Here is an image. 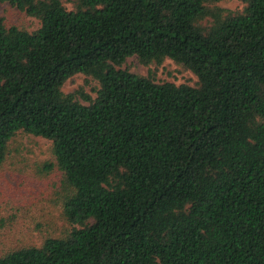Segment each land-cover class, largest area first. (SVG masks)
Masks as SVG:
<instances>
[{"label": "trees", "instance_id": "16d2710c", "mask_svg": "<svg viewBox=\"0 0 264 264\" xmlns=\"http://www.w3.org/2000/svg\"><path fill=\"white\" fill-rule=\"evenodd\" d=\"M0 1L39 21L0 16V166L17 134L49 140L71 225L0 264H264V0ZM78 73L87 104L62 91Z\"/></svg>", "mask_w": 264, "mask_h": 264}, {"label": "rangeland", "instance_id": "374dc122", "mask_svg": "<svg viewBox=\"0 0 264 264\" xmlns=\"http://www.w3.org/2000/svg\"><path fill=\"white\" fill-rule=\"evenodd\" d=\"M62 1L67 8L72 7L68 0ZM219 6L235 10L242 4L239 0H225ZM0 16L6 26L27 31L39 26L38 19L7 2L0 1ZM120 67L138 75H149L156 82L194 85L197 80L194 73L171 59L160 65H144L131 56ZM98 88L95 79L78 73L65 81L62 91L87 104L80 92L94 99ZM49 163H54L49 140L19 133L10 141L0 166V256L17 248L39 246L45 237H59L70 230L59 203L63 174L55 167L48 168Z\"/></svg>", "mask_w": 264, "mask_h": 264}]
</instances>
